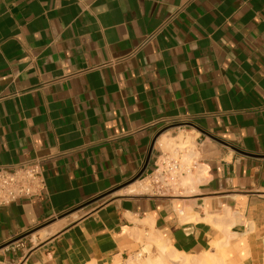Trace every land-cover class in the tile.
I'll return each instance as SVG.
<instances>
[{"label": "crops", "instance_id": "obj_1", "mask_svg": "<svg viewBox=\"0 0 264 264\" xmlns=\"http://www.w3.org/2000/svg\"><path fill=\"white\" fill-rule=\"evenodd\" d=\"M162 136L196 166L130 191ZM35 159L46 188L0 207V263L111 264L148 220L264 264V0H0V166Z\"/></svg>", "mask_w": 264, "mask_h": 264}, {"label": "built area", "instance_id": "obj_2", "mask_svg": "<svg viewBox=\"0 0 264 264\" xmlns=\"http://www.w3.org/2000/svg\"><path fill=\"white\" fill-rule=\"evenodd\" d=\"M189 148L187 144L184 147L174 146L171 152L162 153L155 160L154 169L141 180L146 179L157 192L166 191L196 166L186 156ZM45 188L43 167L39 160L0 166V207L40 195Z\"/></svg>", "mask_w": 264, "mask_h": 264}, {"label": "bare ground", "instance_id": "obj_3", "mask_svg": "<svg viewBox=\"0 0 264 264\" xmlns=\"http://www.w3.org/2000/svg\"><path fill=\"white\" fill-rule=\"evenodd\" d=\"M162 141H163L164 145H167V146L171 145V144H175L176 146L177 145H183V146L186 145L185 140L182 138H180L178 142H177V140H176V142H170V140H167L165 136H162ZM144 181L146 182V179L138 180L135 183H133L130 187V191H132V192L145 191V189L144 190L142 189V188H145V186L143 184ZM146 186H147V182H146ZM137 221L139 223L143 224L144 225L143 227H145V225L150 227L149 230L140 229V230L136 231L137 233H139L138 235H140L142 231L143 232L144 231L149 232V233H147L146 240H145L146 241V247H143V248L145 249V251L147 250V253L149 254L148 247H150L152 244H154V246L156 247L155 250L157 251L156 252L157 255H156V257H151V255H149L150 257L147 256L145 259H142L141 257H138L139 254L137 253L138 256H136L137 255L136 254L135 255L136 257H133V256L129 257L125 261L126 264H225L224 258L218 257L216 255L215 250L218 249V242L216 240L215 241L211 240L210 247L208 248V250H205L204 254L202 252H200L203 255L195 256V257H189L187 254H185L183 252H178L176 250L171 251V248H170L171 246L169 245V243L164 238H162L160 235L156 234L155 233L156 231L154 232L152 230V226H151V224H149L148 220H142V221L137 220ZM138 231H140V232H138ZM138 235H137V237H138ZM144 249H143V251H144ZM218 253H219V250H218ZM153 256H155V255H153ZM111 264H122L121 259L120 260L115 259V261L112 262Z\"/></svg>", "mask_w": 264, "mask_h": 264}, {"label": "rangeland", "instance_id": "obj_4", "mask_svg": "<svg viewBox=\"0 0 264 264\" xmlns=\"http://www.w3.org/2000/svg\"><path fill=\"white\" fill-rule=\"evenodd\" d=\"M185 146V145H184ZM183 145H177V147H184ZM187 178H185V184L187 183V180H186ZM138 181V180H137ZM146 182H147V186H146ZM146 182L144 181V186H145V188H142L143 190L145 189V190H149L150 189V187H151V184L146 180ZM142 231V230H141ZM138 232H140V231H138ZM147 233H149L148 231H142L141 232V236L140 235H138L139 233H137V232H133L132 233V239H133V242H134V245H133V249L129 252V254L128 255H126L124 258H122L121 259V263L122 264H126L125 263V261L129 258V257H136V256H138V254H139V256L138 257H141L142 259H145L147 256L148 257H150L149 255H151V257H156V255H157V251L155 250L156 249V247L154 246V244H150L149 246L150 247H148V250H149V254L147 253V250L145 251V249L143 248V247H146V236H147ZM136 234V235H135ZM137 235H138V237H137ZM140 236V237H139ZM145 245V246H144ZM171 248V251H173L174 249H172V247H170ZM143 249H144V251H143ZM206 250H208V249H206ZM218 250H219V253H218ZM216 251V255L218 256V257H223L224 258V263L225 264H247V263H243V262H239V261H234L233 260V262H235V263H233L228 257H229V255L227 254V253H225L224 252V247L223 246H220V245H218V249L217 250H215ZM140 252V253H139ZM142 252V253H141ZM138 253V254H137ZM202 253L204 254L205 253V251H202ZM202 253H195V254H189V253H187V255L189 256V257H195V256H201V255H203ZM218 253V254H217ZM137 254V255H136ZM143 254V255H142ZM136 255V256H135ZM153 255H155V256H153ZM194 255V256H193ZM120 260V259H119Z\"/></svg>", "mask_w": 264, "mask_h": 264}, {"label": "water", "instance_id": "obj_5", "mask_svg": "<svg viewBox=\"0 0 264 264\" xmlns=\"http://www.w3.org/2000/svg\"><path fill=\"white\" fill-rule=\"evenodd\" d=\"M139 176H140V174H139L135 179H137ZM135 179H134V180H135Z\"/></svg>", "mask_w": 264, "mask_h": 264}]
</instances>
